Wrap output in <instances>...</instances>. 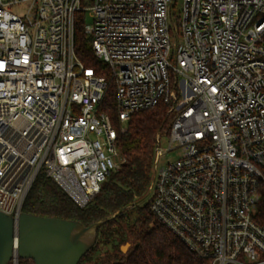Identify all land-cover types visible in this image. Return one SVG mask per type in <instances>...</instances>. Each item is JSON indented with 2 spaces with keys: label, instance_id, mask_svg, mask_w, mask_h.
Returning a JSON list of instances; mask_svg holds the SVG:
<instances>
[{
  "label": "built area",
  "instance_id": "obj_1",
  "mask_svg": "<svg viewBox=\"0 0 264 264\" xmlns=\"http://www.w3.org/2000/svg\"><path fill=\"white\" fill-rule=\"evenodd\" d=\"M178 1L0 0V212L19 216L41 170L87 207L128 121L164 104L151 212L208 264H264V0ZM81 11L119 125L77 56Z\"/></svg>",
  "mask_w": 264,
  "mask_h": 264
},
{
  "label": "trees",
  "instance_id": "obj_2",
  "mask_svg": "<svg viewBox=\"0 0 264 264\" xmlns=\"http://www.w3.org/2000/svg\"><path fill=\"white\" fill-rule=\"evenodd\" d=\"M86 16L85 11L76 16V53L86 66L97 68L107 77L109 90L103 101V108L115 125H119L114 103L115 86L106 65L94 57L91 41L84 33ZM169 124L168 106L164 104L131 117L127 123V131L120 136V150L125 162L120 170L108 177L99 194L87 207L79 208L41 170L27 194L22 212L78 221L89 227L122 211L97 231L96 246L92 250L98 246L106 247L98 258L100 264H208L206 260L192 253L179 237L155 218L147 200L157 135L166 132ZM127 244L130 247L124 253L122 247ZM89 253L80 264L87 260ZM18 264L33 262L19 259Z\"/></svg>",
  "mask_w": 264,
  "mask_h": 264
},
{
  "label": "water",
  "instance_id": "obj_3",
  "mask_svg": "<svg viewBox=\"0 0 264 264\" xmlns=\"http://www.w3.org/2000/svg\"><path fill=\"white\" fill-rule=\"evenodd\" d=\"M121 212L89 227L22 211L17 218L0 212V264H18L19 259L33 264H80L94 248L98 229Z\"/></svg>",
  "mask_w": 264,
  "mask_h": 264
},
{
  "label": "rangeland",
  "instance_id": "obj_4",
  "mask_svg": "<svg viewBox=\"0 0 264 264\" xmlns=\"http://www.w3.org/2000/svg\"><path fill=\"white\" fill-rule=\"evenodd\" d=\"M181 4H182V0L178 1V6L176 7V10H179L181 8ZM91 18L89 17V15L86 16V22H90ZM176 153H171L169 158H176ZM148 200V197H147ZM96 246V244H95ZM130 247V244H129ZM128 247V249H129ZM127 249V250H128ZM106 250V247H102V246H98L97 248H95L94 250L90 251L89 255L86 257V261L83 262V264H100L98 261V258L100 256H102V253ZM127 252V251H126ZM91 259V260H90Z\"/></svg>",
  "mask_w": 264,
  "mask_h": 264
}]
</instances>
